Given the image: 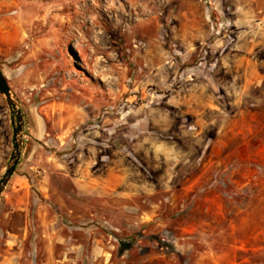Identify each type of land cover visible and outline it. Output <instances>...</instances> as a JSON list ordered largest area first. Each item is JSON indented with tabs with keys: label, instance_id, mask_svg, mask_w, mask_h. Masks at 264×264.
<instances>
[{
	"label": "rangeland",
	"instance_id": "rangeland-1",
	"mask_svg": "<svg viewBox=\"0 0 264 264\" xmlns=\"http://www.w3.org/2000/svg\"><path fill=\"white\" fill-rule=\"evenodd\" d=\"M0 67V264H264V0H0Z\"/></svg>",
	"mask_w": 264,
	"mask_h": 264
},
{
	"label": "water",
	"instance_id": "water-1",
	"mask_svg": "<svg viewBox=\"0 0 264 264\" xmlns=\"http://www.w3.org/2000/svg\"><path fill=\"white\" fill-rule=\"evenodd\" d=\"M0 93L5 96L6 101L12 111L14 119H17V124L14 128V152L8 166V169L0 181V199L5 193L6 188L14 177L19 163L22 158V151L24 145V130H25V117L20 104L12 91L6 75L0 67Z\"/></svg>",
	"mask_w": 264,
	"mask_h": 264
}]
</instances>
